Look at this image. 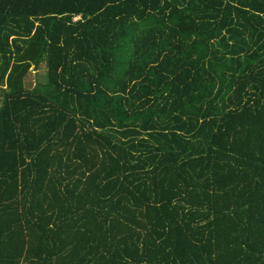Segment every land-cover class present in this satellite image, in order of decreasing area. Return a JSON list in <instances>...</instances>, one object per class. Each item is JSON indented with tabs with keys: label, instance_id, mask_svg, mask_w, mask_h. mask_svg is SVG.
<instances>
[{
	"label": "trees",
	"instance_id": "1",
	"mask_svg": "<svg viewBox=\"0 0 264 264\" xmlns=\"http://www.w3.org/2000/svg\"><path fill=\"white\" fill-rule=\"evenodd\" d=\"M0 88V264H264V0H0Z\"/></svg>",
	"mask_w": 264,
	"mask_h": 264
},
{
	"label": "rangeland",
	"instance_id": "2",
	"mask_svg": "<svg viewBox=\"0 0 264 264\" xmlns=\"http://www.w3.org/2000/svg\"><path fill=\"white\" fill-rule=\"evenodd\" d=\"M78 18L79 17L75 18V20H77ZM45 69H46V65L44 63L40 64L37 67V69H34V68L32 69V67H31L30 72L28 73V76L25 80L26 86L32 88L37 82L42 81ZM3 89L4 88H0V99L2 101H3V93H4Z\"/></svg>",
	"mask_w": 264,
	"mask_h": 264
}]
</instances>
